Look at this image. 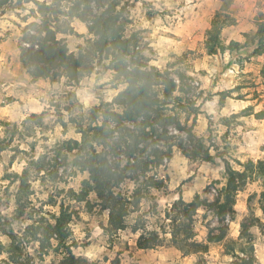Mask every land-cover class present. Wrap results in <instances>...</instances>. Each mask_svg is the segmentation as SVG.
<instances>
[{"label":"rangeland","instance_id":"374dc122","mask_svg":"<svg viewBox=\"0 0 264 264\" xmlns=\"http://www.w3.org/2000/svg\"><path fill=\"white\" fill-rule=\"evenodd\" d=\"M34 1L60 11L58 25L65 24L71 31L58 33L56 39L66 43L69 53L77 55L86 47L87 40L95 39L89 34L86 23L70 16L78 0H14L0 8V106H10L16 101L23 103L31 93L44 104L41 112L24 113L23 117L14 120L0 118V211L3 215L14 211L17 186V183L5 180L4 175L21 174L24 168L30 167L31 161L43 156L52 157L56 146L63 141H78L80 135L71 121L87 123L95 107L111 102L125 88L115 72L107 70L109 60L105 57L96 58L92 73L78 83H68L64 77L55 82L33 80L21 64L20 47H30L24 40L25 32L36 35V30H29L27 26L40 24L44 19ZM100 4L104 8L97 10V1L90 3L93 14L114 6L125 22L124 36L135 37V51L140 53V59L147 67H154L161 73L169 72L178 86L180 81L175 73L189 77L186 81L188 91L176 90L173 94V97L181 98L183 107L170 105L165 114L177 115L181 125L189 127L193 123L194 134L203 140L215 161L213 164L194 162L173 147L172 159H163V165L147 174V177L162 181L164 186L148 190L138 211L125 219V229L110 234L103 231L108 212L95 204V194L89 196V201L94 204L90 212L83 203H75L67 197L70 191L78 192L81 182L88 179V174L81 172L74 163L75 153L67 155L66 162L63 156L58 158V177L54 181L41 178L42 173L30 171L33 191L30 199L35 209L42 207L44 211L57 213L60 204L64 203L78 213L70 224L71 241L76 243L73 252L88 264H109L114 259L120 264H197L196 256L183 257L173 248L167 241L168 235L162 246L153 250L137 249L136 241L142 230L133 232L132 228L143 225L146 230L167 231L164 212L177 197H183L186 188V199L189 192L192 199L195 194L208 201L216 199L226 182L221 159H225L234 170H242L239 164L249 160L264 159V59L250 56L253 46L213 56L206 54L205 32L220 10L218 0H101ZM259 12L264 13L263 0H234L228 13L235 19V25L222 30V42L225 45L230 41L244 43V35H252L256 30L254 18ZM49 19L56 21L53 16ZM177 40L183 44H177ZM157 90L161 97L162 87ZM225 91L230 94L224 98L221 107L219 101L223 97L219 93ZM240 105L246 106L241 109ZM247 108V112L241 113ZM192 109L198 112L194 122ZM114 111L121 112L116 108ZM33 114H43L42 119H33L34 123L28 125L31 129L25 130L23 122ZM257 115H261V119L256 118ZM167 130L168 135L175 138L174 143L186 141V134L177 126H168ZM61 153L64 155L65 152ZM122 165H125L124 158ZM170 179L174 183H170ZM141 181L142 178L138 183L127 179L119 190L122 195L130 197ZM169 187L173 188L169 190ZM262 190L261 181L248 182L236 195L234 215H227L220 223L212 211L204 208L197 211L194 229L198 241H204L209 231L217 234L215 229L219 226L227 228L226 237L221 242L210 244L203 264H244L249 257L254 259V264H264V236L260 229L251 227L249 236L240 239V224L244 218L253 215L264 223V214L258 205ZM26 223L23 222L22 227ZM21 225L14 224L13 229L18 231ZM23 246L33 264L57 261L49 255L39 262L37 244L23 242ZM250 246L252 250L248 248ZM4 258L0 255V264Z\"/></svg>","mask_w":264,"mask_h":264},{"label":"trees","instance_id":"16d2710c","mask_svg":"<svg viewBox=\"0 0 264 264\" xmlns=\"http://www.w3.org/2000/svg\"><path fill=\"white\" fill-rule=\"evenodd\" d=\"M13 1L0 0V8L12 4ZM92 1L99 4L97 10L104 8L100 4L101 0H78L70 11V16L86 23L89 34L95 37L87 40L86 47L81 48L77 55L69 53L63 40L56 39L58 33L66 34L71 31L65 24L58 25L60 11L53 6L34 1L38 13L44 19L40 24L27 26L29 30H36V35L25 32L24 40L30 47H20L21 64L33 80L48 79L55 82L64 77L68 83H78L92 73L96 58L105 57L109 60L107 70L115 72L125 88L111 102L95 107L87 123L71 121L75 125L76 133L80 135L78 141H63L56 146L52 157L43 156L31 161L30 167L24 168L21 174L12 172L4 175L5 180L11 184L17 183V186L14 193V211L7 215L0 211V255L5 256L2 264H33L23 242L37 244L39 262L45 256L52 255L57 258L53 264H88L73 252L76 243L71 241L70 224L74 217H78V213L64 203L60 204L57 213L44 211L42 207L35 209L30 199L33 195L30 171L42 173L41 178L54 181L58 177V158L61 156L66 162L67 155L75 153L74 163L81 172L88 174V179L81 182L79 191H70L68 199L78 204L83 203L87 212H90L94 204L89 201V196L95 194V204L108 212L107 225L103 231L109 234L125 229V219L138 211L148 190L161 189L164 186L162 181L153 176L147 177V174L163 165V159H172L173 147H177L188 160L212 164L215 161L203 140L194 134L193 123L189 127L181 125L177 115L165 114L170 105L183 107L181 98L173 97V94L176 90L181 93L188 91L186 81L189 77L183 73H175L180 81L178 86L169 72L161 73L154 67H147L140 59V53L135 51V37L124 36L125 22L121 20V13L115 12L114 6H111L100 14H93L89 7ZM218 1L221 4L220 10L205 32L206 54L213 56L253 46L250 56L264 59V13L259 12L255 16L256 30L252 35H244V43L230 41L225 45L221 33L224 28L235 25V19L228 13L234 0ZM52 16L56 21L49 19ZM262 70L264 72V63ZM159 87H162L161 97L157 90ZM219 94L223 97L219 101V106L222 107L223 100L229 96L230 91ZM192 106L191 104V108ZM114 108L121 112L114 111ZM248 110L249 108L244 109L241 113ZM192 111L194 122L198 112L195 109ZM42 116L43 114H33L25 119V130L31 129L28 125L34 123L33 119L41 120ZM256 118L261 119V115ZM62 125L65 126V123ZM171 125L177 126L186 134V141H172L175 138L169 136L167 130ZM61 152H65L64 155ZM221 160L224 163L226 182L220 188L216 199L208 201L195 194L190 202H186L179 196L164 212V218L168 221L167 231L162 230L159 233L156 230H146L143 225H134L133 232L142 230L136 241L137 249L153 250L162 246L168 235V243L183 257L194 255L198 259L197 264H203L210 244L221 242L226 237L227 228L219 226L215 229L217 234L209 231L204 241H198L194 229L197 211L201 208L210 210L219 223L224 221L227 215H234L236 195L251 181L262 182L263 190L258 197V205L264 214V159L239 164L242 170H234L225 159ZM141 178V185L135 187L130 197L122 195L119 190L122 183L127 179L138 183ZM248 209L250 211V205ZM23 222L28 223L22 227ZM14 224L21 225L18 231L13 229ZM254 226L264 236V223L251 215L240 224V239L248 237L249 229ZM248 248L252 250V246ZM241 252L246 250L241 249ZM254 262L249 257L244 264ZM109 264L120 262L114 259Z\"/></svg>","mask_w":264,"mask_h":264},{"label":"crops","instance_id":"0c3cea01","mask_svg":"<svg viewBox=\"0 0 264 264\" xmlns=\"http://www.w3.org/2000/svg\"><path fill=\"white\" fill-rule=\"evenodd\" d=\"M176 29H177V27L175 28V30ZM176 43L180 45V44H183V41L177 40ZM9 86H10V84H9ZM28 93H29V91H28ZM31 95H32V93H31ZM31 95L26 96L24 101H22L23 103L16 101V102H13V104L10 106H8V105L0 106V118H8L10 120H14V119H19V118L23 117L24 113L41 112L44 104H42L40 101L33 98V96H31ZM0 102H2V101H0ZM242 103H244V102H242ZM245 106L246 105H240V108L243 109V108H245ZM25 115H27V114H25ZM170 165H172V163L169 164V166ZM170 183H174V180L170 179ZM169 188H170L169 190H171L173 187H169ZM185 191H187V188L182 193V196H183L182 198L184 201L190 202L192 200V197L190 195L191 193L190 192L187 193L188 194L187 196H189V198L186 199L185 198V195H186Z\"/></svg>","mask_w":264,"mask_h":264},{"label":"built area","instance_id":"2783aa9c","mask_svg":"<svg viewBox=\"0 0 264 264\" xmlns=\"http://www.w3.org/2000/svg\"><path fill=\"white\" fill-rule=\"evenodd\" d=\"M165 161H167V160H165Z\"/></svg>","mask_w":264,"mask_h":264}]
</instances>
